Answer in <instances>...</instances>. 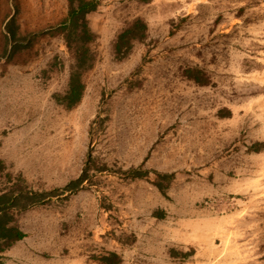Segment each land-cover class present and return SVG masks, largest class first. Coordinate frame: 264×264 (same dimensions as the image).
Here are the masks:
<instances>
[{"label": "rangeland", "instance_id": "1", "mask_svg": "<svg viewBox=\"0 0 264 264\" xmlns=\"http://www.w3.org/2000/svg\"><path fill=\"white\" fill-rule=\"evenodd\" d=\"M68 12V0H0V159L12 174L0 190L63 189L90 155L109 168L15 210L27 236L2 264H106L112 252L119 264H264V0H102L72 109L55 96L73 63L56 32ZM138 18L147 36L121 59L117 38ZM135 168L149 174L131 180ZM158 173L174 175L165 193Z\"/></svg>", "mask_w": 264, "mask_h": 264}, {"label": "trees", "instance_id": "2", "mask_svg": "<svg viewBox=\"0 0 264 264\" xmlns=\"http://www.w3.org/2000/svg\"><path fill=\"white\" fill-rule=\"evenodd\" d=\"M68 1V16L56 29V32L64 36L65 44L73 54V63L71 65L67 91L55 96L59 104L72 109L83 99L86 90L84 75L93 67L95 62L96 55L93 50V44L96 41L97 34L90 25L89 17L98 10L102 0ZM147 30L148 25L143 19L138 18L133 21L117 38L115 44L117 56L121 59L127 58L133 49L134 42L137 40L142 41L146 38ZM10 33L13 35V38L16 37V32L12 29H10ZM187 74L200 83L205 82L201 79L200 74H202V71L200 70H189ZM259 146L260 144L254 145L253 150L259 151ZM108 168V165L100 166L97 160L90 155L89 163L81 176L70 181L63 189L35 191L23 188L14 189L13 186H9L0 190V252H5L27 236L17 223L15 210L25 211L34 206L46 204L52 201L55 196L79 189L86 181L90 180V174L93 170L105 171ZM7 169L5 161L0 159V173H6L9 182H11L12 174ZM125 172L131 180L144 178L149 174V171L139 168L129 169ZM158 176L161 180L157 181L156 185L165 193L167 185L164 183V180L171 183L174 175L158 173ZM157 214L161 213L157 212ZM161 216L163 217L164 215L162 214ZM102 261L106 264H119L122 262V258L118 253L112 252L110 255L102 257ZM0 264H2L1 261Z\"/></svg>", "mask_w": 264, "mask_h": 264}]
</instances>
